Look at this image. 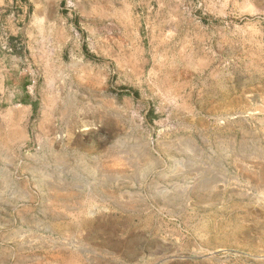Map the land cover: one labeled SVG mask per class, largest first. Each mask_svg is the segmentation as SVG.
I'll list each match as a JSON object with an SVG mask.
<instances>
[{
    "label": "rangeland",
    "instance_id": "obj_1",
    "mask_svg": "<svg viewBox=\"0 0 264 264\" xmlns=\"http://www.w3.org/2000/svg\"><path fill=\"white\" fill-rule=\"evenodd\" d=\"M22 1L0 264H264V0Z\"/></svg>",
    "mask_w": 264,
    "mask_h": 264
},
{
    "label": "crops",
    "instance_id": "obj_2",
    "mask_svg": "<svg viewBox=\"0 0 264 264\" xmlns=\"http://www.w3.org/2000/svg\"><path fill=\"white\" fill-rule=\"evenodd\" d=\"M0 7H7L9 8V13L6 15L4 11L6 9L0 10V38H2V34H5L7 38H9L11 35H16L17 33H20L21 27H20V20H21V10L24 5L22 0H0ZM2 24V25H1ZM6 47V46H5ZM6 49V48H4ZM9 54H5L3 52H0V56H4V58H0V82H28L29 79L27 78L24 81H19L17 79H14L13 75V68L9 67L5 60H7V56Z\"/></svg>",
    "mask_w": 264,
    "mask_h": 264
},
{
    "label": "bare ground",
    "instance_id": "obj_3",
    "mask_svg": "<svg viewBox=\"0 0 264 264\" xmlns=\"http://www.w3.org/2000/svg\"><path fill=\"white\" fill-rule=\"evenodd\" d=\"M2 25V24H1ZM234 218V217H233ZM236 218V217H235Z\"/></svg>",
    "mask_w": 264,
    "mask_h": 264
}]
</instances>
